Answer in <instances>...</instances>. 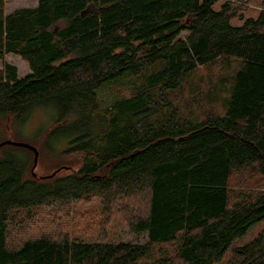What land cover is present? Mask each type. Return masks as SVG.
I'll use <instances>...</instances> for the list:
<instances>
[{"label": "trees", "instance_id": "trees-1", "mask_svg": "<svg viewBox=\"0 0 264 264\" xmlns=\"http://www.w3.org/2000/svg\"><path fill=\"white\" fill-rule=\"evenodd\" d=\"M4 5L0 137L3 123L46 106L55 115L43 147L55 153L63 137L61 153H78L79 165L37 176L30 149L0 146V264H214L264 218V190L232 196L229 186L250 165L264 177V0ZM6 54L29 73L19 77ZM223 58L238 61L223 112L181 111L186 77ZM122 79L129 93L103 104L100 88ZM93 199L98 232L72 234L71 204ZM117 215L146 241L107 238ZM230 251L232 264H264V231Z\"/></svg>", "mask_w": 264, "mask_h": 264}, {"label": "rangeland", "instance_id": "rangeland-1", "mask_svg": "<svg viewBox=\"0 0 264 264\" xmlns=\"http://www.w3.org/2000/svg\"><path fill=\"white\" fill-rule=\"evenodd\" d=\"M36 0H5L4 12L19 8L31 7L35 5ZM218 4L215 6L217 8ZM256 9H249L244 12V17L257 16ZM234 25L240 24L241 20L235 17L231 20ZM4 60L14 64L17 67L19 77L29 73L27 63L17 55L6 54ZM1 65V62H0ZM238 66V61L232 58H223L217 60L214 64L199 66L190 73L185 82L182 83L178 94L175 96L176 101L179 102L181 111L187 112L195 118H201L205 112L215 110L218 113L223 112V104L227 97V91L230 80L234 70ZM124 80V79H122ZM128 82L124 81L108 84L99 90V96L103 104L109 103L114 99L118 93L128 94ZM190 109V111L188 110ZM54 110L43 105H36L33 107L26 118L17 124H13V120L3 123V128L8 132L1 135L0 140H14L22 141L34 145L38 150L37 163L34 168V173L37 176H46L53 172L62 173V171H69L76 169L79 165V154L61 153L66 145V140L63 137L57 138L53 144L57 147L55 153H49L43 147V140L51 126L54 118ZM41 134V135H40ZM40 136V137H39ZM230 191L231 195L235 196L238 192L251 196L257 192L264 190V177L258 172L256 166L250 165L246 168L233 171L230 177ZM99 201L93 199L92 201H78L71 204V215L75 231L72 234H79V236L93 237L98 232L96 222L91 223L92 218H98ZM108 237L114 240H121L124 242H144L146 235L133 234L127 228L126 223L120 217L114 216L111 224L107 227ZM264 231V218L253 224L247 231L236 237L230 244V247L225 251L222 259L214 264H232L231 248L241 246L249 243L255 237Z\"/></svg>", "mask_w": 264, "mask_h": 264}, {"label": "water", "instance_id": "water-1", "mask_svg": "<svg viewBox=\"0 0 264 264\" xmlns=\"http://www.w3.org/2000/svg\"><path fill=\"white\" fill-rule=\"evenodd\" d=\"M85 12H86V10H83L82 14L85 13ZM4 144H13V145L22 146V147L30 149L33 152V154H34V161H33L32 169L36 166L37 157H38V150H37V148L34 145L26 143V142L14 141V140H10V139H6V140H3V141L0 142V146H2ZM56 171L51 173L49 176L54 175L56 173ZM44 177H47V176H44Z\"/></svg>", "mask_w": 264, "mask_h": 264}, {"label": "crops", "instance_id": "crops-1", "mask_svg": "<svg viewBox=\"0 0 264 264\" xmlns=\"http://www.w3.org/2000/svg\"><path fill=\"white\" fill-rule=\"evenodd\" d=\"M35 4H36V2H35ZM35 6V5H34ZM10 12V11H9Z\"/></svg>", "mask_w": 264, "mask_h": 264}]
</instances>
